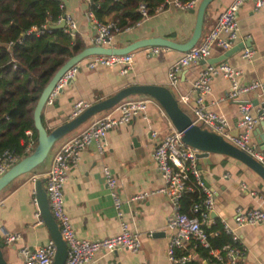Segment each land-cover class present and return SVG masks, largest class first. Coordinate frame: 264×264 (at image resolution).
<instances>
[{"label": "crops", "instance_id": "0c3cea01", "mask_svg": "<svg viewBox=\"0 0 264 264\" xmlns=\"http://www.w3.org/2000/svg\"><path fill=\"white\" fill-rule=\"evenodd\" d=\"M59 1L63 5V13L68 14L76 23L75 36L88 46V37L92 32L87 19L89 0ZM229 2L230 0H213L205 7L200 36L208 32L217 13ZM194 21L195 13H190L189 9L170 6L150 15L137 27L114 34L105 46L122 47L135 40L151 37L183 43L190 37ZM237 21L238 37L232 45L248 41L252 56L249 60L242 59L241 49L225 61L238 69L239 83L261 81L264 78V6L255 10L251 1L243 2L237 11ZM223 52L219 48H213L209 58L217 57ZM131 53L133 60L125 74L119 72L118 66H98L93 69L81 66L53 103L43 106L40 117L44 127L51 129L67 121L71 105L77 99L91 104L131 84L161 85L169 89L175 98L187 93L188 104L182 105L190 112L195 96L191 91V83L204 63L199 61L184 67L178 74L176 87H171L166 71L181 52L168 48L148 55L146 47H143ZM228 85V81L220 76L213 78L209 93L204 96V104L207 109L223 116L227 124L226 133L235 135L240 120L238 105L248 103L251 115L255 116L257 108L264 101V91H250L236 100H229L225 97ZM130 99L149 100L144 115H136L125 124L108 130L101 153L97 152L94 144L82 150L76 165L67 172L62 188L63 209L79 238H103L116 234L119 220L101 174V168L106 166L116 180L121 217L127 222L129 229L140 236L141 248L136 253L125 250L99 252L93 264H172L165 253L169 233L166 220L173 211L169 200L160 193H152L142 200L129 201L134 193L151 192L162 185V178L152 162L151 151L155 141L171 128L166 115L154 99L134 94L120 101ZM113 107L91 115L76 128L56 139L41 163L31 171L14 177L0 190V244L7 264L21 263L18 254L21 246H41L50 238L42 223L34 225L37 207L32 204L31 198L35 196V181H39L42 188L45 173L58 147L91 122L110 113ZM261 121L254 123L250 139L264 153V147L260 148L258 145L260 136L263 137L264 125ZM152 133L155 135L152 136ZM198 164L202 180L214 196L208 226L218 222L219 218L225 219L234 228L244 247L243 263L264 264V223L235 228L233 220L236 209L243 211L252 207H264V183L245 165L227 156L208 154L207 158H198ZM6 232H16L20 238L4 244L2 240ZM189 244L190 241L185 242L184 246L193 256Z\"/></svg>", "mask_w": 264, "mask_h": 264}, {"label": "built area", "instance_id": "2783aa9c", "mask_svg": "<svg viewBox=\"0 0 264 264\" xmlns=\"http://www.w3.org/2000/svg\"><path fill=\"white\" fill-rule=\"evenodd\" d=\"M59 9L63 10V5L59 0ZM199 0H164L153 9V14L163 11L173 6L182 10H188L198 3ZM247 0H230L225 8L220 10L211 28L202 35L197 42L188 50L181 54L170 63L166 71L168 84L176 87L179 72L196 62L206 60L210 57L213 48L223 51L230 48L238 37L237 11L241 4ZM255 10L264 6V0H249ZM139 19L128 30L139 26L150 15L146 6L139 3L137 6ZM87 19L92 28L91 35L88 37V46H105L110 38L120 32L116 23L113 21L99 22L95 20L89 11ZM63 22L62 31L75 36L76 23L68 15L62 13L55 22L46 21L39 27L32 26L25 31L26 35H40L54 25ZM10 43L7 44L9 47ZM164 46H147L146 54H157L159 51L167 50ZM252 50L244 47L241 51V58L249 60ZM133 55L131 52L124 54L90 55L69 66L55 81L54 86L48 93L44 105L49 106L53 103L62 88L66 87L74 78L78 69L83 66L93 69L98 66H118L119 72L125 74L132 63ZM238 69L226 61L216 63H204L197 72L195 79L191 83V91L195 96L190 105L192 124L205 128L220 135L224 140L243 151L262 167H264V153L250 139V132L254 123L264 119V101L257 108L255 116L250 113L248 103H240L238 111L240 120L238 122V132L235 135L226 133V121L223 116L213 110L207 109L204 104V96L209 93L210 82L213 78L220 76L229 83L225 93L226 99L236 100L239 96L247 92L260 90L264 86L263 80H252L242 84L238 82ZM178 103L188 104L187 93L180 94L176 98ZM148 99H130L116 103L113 110L107 115L96 119L87 125L76 135L65 140L54 153L50 166L45 173L43 191L45 194L47 207L51 217L57 224L59 235L66 245V255L63 264H93L95 256L99 252L112 253L117 250H125L136 253L141 248L140 236L129 229L127 222L121 217L119 210L120 200L116 193V180L106 166L101 168L104 183L109 190L112 205L115 209L116 218L119 220L118 232L112 236L103 238H79L76 236L72 225L63 209L62 188L67 178V172L74 167L80 158L84 148L94 144L98 153L104 147V136L112 128L118 127L128 122L136 115L143 116L148 106ZM90 104L82 99L75 100L68 114V119L79 115ZM168 120V119H167ZM171 130L158 138L151 151V158L154 168L162 178V185L154 191H140L130 196L129 201H139L150 194L160 193L166 197L172 206V215L166 220L168 237L166 244V258L172 264H183L192 256L186 252L184 243L193 242V246L199 245L207 249L210 256L208 261L203 260L200 264H244V247L240 244L239 238L225 219L219 218L218 223L222 231L229 235L230 242L223 244L219 248H210L208 237L217 234V231L207 232L205 228L210 223V213L213 211L214 196L212 190L207 187L202 180V171L196 157L197 150L184 144L180 140V134L172 127L168 120ZM29 135V131H25ZM155 133H152L154 136ZM31 142L25 146V151H30ZM21 157L7 150L0 152V176L14 165ZM190 196V202L186 211L181 210V200ZM32 204L36 207V198L32 196ZM36 220L34 225L42 223L39 218L38 209L35 212ZM235 228L244 225H258L264 223V207H252L247 210L236 209L234 214ZM20 235L16 232H6L3 236V243L7 244L16 241ZM55 252V245L49 238L43 245L36 247L21 246L18 250L20 264H50Z\"/></svg>", "mask_w": 264, "mask_h": 264}, {"label": "trees", "instance_id": "16d2710c", "mask_svg": "<svg viewBox=\"0 0 264 264\" xmlns=\"http://www.w3.org/2000/svg\"><path fill=\"white\" fill-rule=\"evenodd\" d=\"M163 1L92 0L89 11L99 22H115L121 32L139 19V3L152 15L153 9ZM62 13L55 0H0V152L7 150L21 158L31 153L37 139L32 111L43 87L68 58L86 46L82 39L64 33L62 28L52 27L40 35L25 34L32 26L55 22ZM40 121L44 126L41 117ZM25 131L30 134L26 135ZM28 142L32 148L26 152ZM190 198L186 196L181 200L182 211H186ZM205 230L217 231L216 235L208 237L210 248L230 242L218 222ZM188 247L193 256L183 264L209 260L207 249L193 246V242Z\"/></svg>", "mask_w": 264, "mask_h": 264}, {"label": "water", "instance_id": "95a60500", "mask_svg": "<svg viewBox=\"0 0 264 264\" xmlns=\"http://www.w3.org/2000/svg\"><path fill=\"white\" fill-rule=\"evenodd\" d=\"M91 1L92 0H89V2ZM211 1L213 0H200L195 9L194 7L189 9L190 13H195V21L190 37L183 43H176L162 37L143 38L135 40L122 47L85 46L81 51L68 58L54 72L52 77L43 87L33 108L32 124L37 136L36 145L34 146L31 153H29L27 156L22 157L0 176V190L14 177L31 171L35 166L41 163L46 157L52 143L56 139L76 128L91 115L106 110L114 106L120 100L134 94L146 95L148 97H151L158 103V105L166 115V118L171 123L172 127L180 134V140L184 144L189 145L197 150V158H207L208 154L223 155L233 158L245 165L252 172H254L264 183V167H262L252 157L224 140L220 135L205 128L199 127L195 124H192L190 116L182 111L176 98L173 96L170 90L161 85H126L117 90L112 95L97 102L91 103L79 115L51 128L49 131H47L48 128L42 126L40 121V114L48 93L54 86L55 81L69 66L90 55L124 54L147 46H164L179 52H184L192 47L199 39L204 9ZM62 26L63 22H60L53 27L61 28ZM105 42H108V40L105 39ZM244 47L249 48V43L246 40L232 45L217 57L202 60L201 63L210 64L219 61H225L233 53L243 49ZM262 90L264 91V86L262 87ZM261 123L264 125V119H262ZM262 131L263 137L260 136V141L258 142L260 148L264 147L262 146L264 144V129H262ZM34 191L36 205L39 216L42 220V224L46 227L50 239L55 245L54 256L50 264H63L66 255V245L59 235L56 222L49 213L45 194L43 189L41 188V184L39 181H35ZM1 247L2 245L0 244V264H7L2 256Z\"/></svg>", "mask_w": 264, "mask_h": 264}, {"label": "rangeland", "instance_id": "374dc122", "mask_svg": "<svg viewBox=\"0 0 264 264\" xmlns=\"http://www.w3.org/2000/svg\"><path fill=\"white\" fill-rule=\"evenodd\" d=\"M201 37V36H200ZM199 37V38H200ZM137 50V49H136ZM139 96H143V97H146V98H151V97H148V96H146V95H142V94H138ZM152 99V98H151ZM179 106H180V108H182L184 111H186V113L188 114V115H192L191 114V111L189 112L188 110H187V108H185L181 103H179ZM202 127H203V125H201Z\"/></svg>", "mask_w": 264, "mask_h": 264}]
</instances>
